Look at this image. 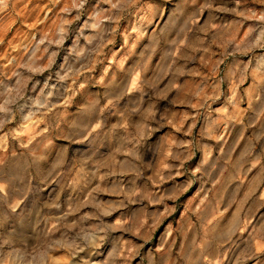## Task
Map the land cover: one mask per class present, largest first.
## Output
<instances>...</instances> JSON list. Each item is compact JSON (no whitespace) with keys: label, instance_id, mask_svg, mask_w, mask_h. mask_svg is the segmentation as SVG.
I'll return each mask as SVG.
<instances>
[{"label":"rangeland","instance_id":"1","mask_svg":"<svg viewBox=\"0 0 264 264\" xmlns=\"http://www.w3.org/2000/svg\"><path fill=\"white\" fill-rule=\"evenodd\" d=\"M0 264H264V0H0Z\"/></svg>","mask_w":264,"mask_h":264}]
</instances>
